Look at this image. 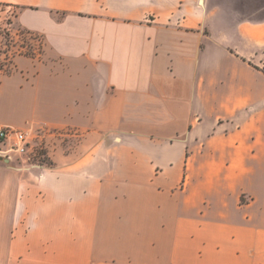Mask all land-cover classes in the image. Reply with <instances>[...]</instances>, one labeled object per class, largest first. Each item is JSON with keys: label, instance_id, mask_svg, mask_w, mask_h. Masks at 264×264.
Wrapping results in <instances>:
<instances>
[{"label": "crops", "instance_id": "crops-1", "mask_svg": "<svg viewBox=\"0 0 264 264\" xmlns=\"http://www.w3.org/2000/svg\"><path fill=\"white\" fill-rule=\"evenodd\" d=\"M0 3L42 39L0 69V126L51 161L0 159V264H264V17Z\"/></svg>", "mask_w": 264, "mask_h": 264}, {"label": "rangeland", "instance_id": "rangeland-1", "mask_svg": "<svg viewBox=\"0 0 264 264\" xmlns=\"http://www.w3.org/2000/svg\"><path fill=\"white\" fill-rule=\"evenodd\" d=\"M221 1L235 8L239 17L253 19L264 17V0ZM18 10L15 6L0 3V69L8 70L9 61L16 53H38L42 47V39L39 35L28 33L18 27L15 20ZM30 141L29 162L50 163L40 137L30 135Z\"/></svg>", "mask_w": 264, "mask_h": 264}, {"label": "built area", "instance_id": "built-area-1", "mask_svg": "<svg viewBox=\"0 0 264 264\" xmlns=\"http://www.w3.org/2000/svg\"><path fill=\"white\" fill-rule=\"evenodd\" d=\"M31 141L28 131L11 126H0V157L12 158L14 154L29 161Z\"/></svg>", "mask_w": 264, "mask_h": 264}, {"label": "water", "instance_id": "water-1", "mask_svg": "<svg viewBox=\"0 0 264 264\" xmlns=\"http://www.w3.org/2000/svg\"><path fill=\"white\" fill-rule=\"evenodd\" d=\"M1 160H8L7 158L0 157Z\"/></svg>", "mask_w": 264, "mask_h": 264}]
</instances>
